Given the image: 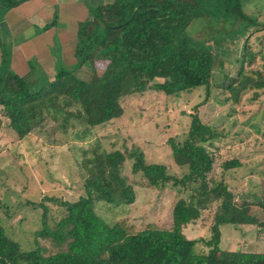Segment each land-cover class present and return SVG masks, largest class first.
Here are the masks:
<instances>
[{"label":"trees","instance_id":"obj_1","mask_svg":"<svg viewBox=\"0 0 264 264\" xmlns=\"http://www.w3.org/2000/svg\"><path fill=\"white\" fill-rule=\"evenodd\" d=\"M23 1L0 0V22ZM250 3L257 6L256 0H113L90 11V18L79 23L74 67L57 65L52 79L41 69L34 84L31 74L20 77L5 66L0 42V119L21 142L47 121L62 131L72 121L85 133L102 127L122 116L124 97L149 90L178 97L204 88L208 97L214 71L223 64V47L242 40L235 75L223 76L214 87L228 94L221 105L238 103L249 90H255L257 97L264 88V75L249 68L256 55L249 42L264 24L258 20L260 11L249 12ZM82 69L90 74L87 80L77 76ZM217 138L216 130L197 114L191 116L185 138L170 142L174 163L185 169L180 178L169 175L163 165L147 164L137 147L125 153L95 148L91 158L85 152V195L73 203L58 201L64 210L53 225H48V210L40 204L42 228L34 233L35 248L30 251H22L0 226V264H264V253L219 248L222 225L258 222L249 215L253 204L238 206L222 180L208 179L213 161L204 145ZM126 160L132 162V173L141 174L150 187L171 185L189 193L175 203L171 229L149 227L132 233L123 224H107L96 214L97 202L134 203L133 188L121 175ZM239 167L237 160L222 164L225 172ZM214 202L219 207L211 238L204 242L208 251L198 253V241L188 239L183 228ZM259 225L264 228V222ZM40 240L49 241L58 251L46 255Z\"/></svg>","mask_w":264,"mask_h":264},{"label":"rangeland","instance_id":"obj_2","mask_svg":"<svg viewBox=\"0 0 264 264\" xmlns=\"http://www.w3.org/2000/svg\"><path fill=\"white\" fill-rule=\"evenodd\" d=\"M59 1L63 5L66 1L69 5L65 8L72 14L68 16L65 12H59L56 17L50 16L52 20L44 23L48 26L45 30L48 33L43 36L39 35L37 29L41 20L36 18V11L40 10L43 16L47 8L54 6L51 2L26 0L11 9L10 14L25 15L29 17L27 21L30 24L38 26L32 29L26 24L24 29L18 31V34L22 33L19 39H25L24 44L28 47L29 43L33 47L21 52L31 68L32 80L39 79L41 67H49L39 63L47 60V53L55 58L56 65L73 68L75 63H71V56L77 27L87 19L84 8L90 15V11L113 0ZM43 4L45 6L41 7ZM256 4L261 9L253 3L247 8L252 13L260 11L258 20L264 24V0H256ZM63 5L62 11L65 10ZM16 44L2 43L5 66L10 69L13 67V47ZM242 44L243 40L234 46L223 47V64L214 71V86L223 76L235 75V60L240 55ZM249 44L252 52L256 53L249 68L264 75V29L253 36ZM97 67L100 74L102 65L98 64ZM89 75L83 69L77 73L83 80H87ZM26 80L30 82L29 78ZM37 81L33 80L31 84ZM214 86L208 97L204 88L178 97H168L151 90L126 96L121 100L123 114L120 118L86 133L74 121L66 131L47 121L25 140L18 142L6 122L0 119V226L6 235L18 243L22 251L34 249V233L42 228L43 208L40 204L44 203L48 210V225H53L63 214L64 209L59 202L73 203L85 195L87 173L82 167L83 154L87 152V158H91L95 148L100 152L125 153L137 147L143 152L147 164L163 165L169 175L180 178L185 169L174 163L170 142H181L185 138L191 116L197 114L204 124L211 126L218 134L211 145H204L213 161L208 179L215 182L222 180L238 206L243 202L253 204L249 208V215L258 222L253 226L222 225L219 248L222 251L264 253V228L259 225L264 222V208L259 205L264 204V88L257 91V97H254L255 90H249L242 94L238 103L221 105L219 102L228 94ZM231 160H237L240 167L223 171L222 164ZM121 175L133 188L134 203L97 202L94 203L96 214L107 224H123L132 233L149 227L171 229L172 209L180 198L186 199L189 193L179 192L171 185L150 187L141 174L132 173L130 160L123 164ZM218 207V202L210 204L200 212L198 220L183 228V234L188 239L198 241V253L208 251L204 242L211 238ZM39 242L47 249L46 255L58 251L47 240Z\"/></svg>","mask_w":264,"mask_h":264},{"label":"crops","instance_id":"obj_3","mask_svg":"<svg viewBox=\"0 0 264 264\" xmlns=\"http://www.w3.org/2000/svg\"><path fill=\"white\" fill-rule=\"evenodd\" d=\"M48 1L51 2L54 6L47 8V11L43 16L41 15L40 10L36 11V14H37L36 18H39L41 20L38 22V25H40L39 27L37 26L38 28L35 27L36 26L35 23L30 24V22L27 21L29 19V17H27L25 15H19V14H17V15L10 14V13H12L13 9L10 10V12L8 11L9 13L8 14L6 13L7 15H5L2 22H0V42H2V43L3 42H7V43H10V42L14 43L15 42V43H17L15 45V47H13V50H14L13 58H12V66L13 67H11V71L13 70V72L20 77L26 78V77H29V75L31 74V68L27 62L26 56L24 54L22 55L21 52L22 53L26 52L25 48L31 50L33 47L29 43H28V47H27V45L24 44L25 39H19V36L21 37L22 33L18 34V31L20 29H24V26H26V24H29L31 26V28L32 27L37 28L39 31V35L43 36V35L48 33L44 29V27H45L44 23L47 21L50 22L52 20L51 17H56L59 12H62V13L65 12L68 14V16L70 14H72L69 12V10H67L65 8L67 5H69L66 1H65L64 5H63V2H60L59 0L58 1L48 0ZM39 2L45 3L46 0H39ZM74 3H76V1ZM62 5L65 8L64 11H62ZM44 6H45V4H43L41 7H44ZM84 10L86 11V14L84 15V17L89 19L90 15H89L87 8L85 7ZM9 17H11L10 20H8ZM18 25H20V26L18 27ZM39 28H40V30H39ZM17 39H19L22 44H20L19 40H17ZM28 40L29 39H27L26 41H28ZM75 44H76V39L74 42V48H75ZM74 48H73L72 56H71V63H75V59L73 56ZM44 49H47V48H44ZM47 55H48L47 60L46 61L41 60L39 63L42 64V66L43 65L49 66L46 69H44V67H41V66L40 67H41L42 71L45 73V75L49 79H52L53 76L55 75V72H56V66H57L56 64L57 63L55 61V58L52 55H49L48 53H47ZM0 61H1V49H0Z\"/></svg>","mask_w":264,"mask_h":264}]
</instances>
